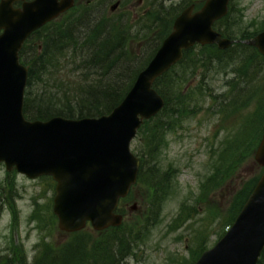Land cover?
<instances>
[{"label": "rangeland", "instance_id": "374dc122", "mask_svg": "<svg viewBox=\"0 0 264 264\" xmlns=\"http://www.w3.org/2000/svg\"><path fill=\"white\" fill-rule=\"evenodd\" d=\"M115 1L76 3L79 8L90 5L96 18L106 15L129 22L134 31H143L156 17L170 19L168 12L177 14L186 3L198 9L205 0H123L110 9ZM228 5L231 11L227 22H231L235 34L264 29V0H229ZM149 42L154 45L156 40L151 38ZM197 47L198 44L193 47L194 53ZM144 52V48H138L135 54L139 57ZM234 64L229 62L223 67L217 61L202 66L197 63L192 73L185 69V63L173 68L171 74L176 79L187 76L177 82L175 90L189 92L203 78L204 91L200 95L190 93L194 112L172 117L174 124L160 134L149 157L160 172H166L167 189L154 199L150 186L140 181L131 188L127 204H122L126 213L124 228L132 234L133 242L126 254L111 255L118 259L117 264H192L195 252L200 247H211L227 229L225 218L235 194L246 181L260 177L263 167L255 161L249 147L238 148L227 157L228 145L235 143L243 130L252 131V120L264 112V76L241 79ZM73 67L72 61L66 64L59 74L62 81L77 79L78 72L72 71ZM142 136L145 143V135ZM137 145L135 138L131 149L138 153ZM223 160L229 165L234 160L235 168L222 169L227 171L223 182L215 188L216 181L205 189L202 184ZM146 165L145 162L144 169ZM54 186L50 176L29 178L14 169L7 171L0 163V264H63L53 258L63 253L65 246L68 253L79 252L103 239L104 231H96L89 224L79 232L58 229L51 208ZM135 202L136 208L129 210ZM92 256H84L85 264L94 262ZM71 257L79 264V258ZM95 258L97 262L93 264H108L103 262L104 257ZM73 259L65 264H74Z\"/></svg>", "mask_w": 264, "mask_h": 264}, {"label": "water", "instance_id": "95a60500", "mask_svg": "<svg viewBox=\"0 0 264 264\" xmlns=\"http://www.w3.org/2000/svg\"><path fill=\"white\" fill-rule=\"evenodd\" d=\"M16 1L21 5L15 7ZM73 4L74 0H0V162L6 170L15 168L29 178L51 175L56 181L52 211L58 228L66 232L82 229L87 221L95 230L122 223L123 215L115 210L139 170L130 143L143 120L163 107L153 82L181 60L183 50L194 44L225 49L241 41L264 55V29L236 40L213 27L227 13L229 0H205L197 10L190 4L174 18L172 30L109 113L27 119V68L19 60V50L34 30ZM254 159L264 166V132ZM135 208L136 202L130 210ZM263 247L264 170L226 232L193 264H257Z\"/></svg>", "mask_w": 264, "mask_h": 264}, {"label": "trees", "instance_id": "16d2710c", "mask_svg": "<svg viewBox=\"0 0 264 264\" xmlns=\"http://www.w3.org/2000/svg\"><path fill=\"white\" fill-rule=\"evenodd\" d=\"M230 11L229 5L228 12L214 22L215 29L222 36L243 40L256 34V32L250 33L247 30L235 34L231 28V22H227L230 18ZM179 13L180 11L177 14L173 11L168 12L170 19L156 17V21L145 25L143 31H134L133 26L127 21L123 23L120 19L112 20L106 15L96 18L97 15L93 9H90V5H83L79 8L76 4L66 13L36 29L19 51L20 61L28 70L23 102L25 117L45 120L57 115L79 118L109 113L120 103L138 72L145 67L163 38L171 31L173 20ZM158 27H161L160 30L155 32ZM151 38L156 40L154 45L149 42ZM195 45L183 50L181 60L156 78L153 86L164 98V105L155 116L145 120L137 132L136 141L139 152L135 151V154L140 159L137 183L146 182L151 188V193L154 192V199L159 198L164 189H167L168 181L164 178L166 172H160L152 161L149 162V157L156 149L160 134L174 124L171 118L194 112V106L190 104V93L200 95L204 91L205 80L203 78L197 87L192 86L189 92L183 93L175 90L177 82L186 79L187 76L176 79L171 74L173 68L177 64L185 63V69H189L192 73L197 63L202 66L211 65L212 62L217 61V64L225 67L229 62H235L234 71L242 76L241 79L257 78L260 74L264 76V55L252 45L235 41L227 48L219 49L215 44H198V51L194 53ZM138 48L145 50L144 54L139 57L135 54ZM245 53L247 56L244 55ZM70 61L74 63L72 71L78 72L77 79L73 82H64L59 74ZM262 104L264 106L263 100ZM261 113L260 117L251 122L252 131L243 130L235 143L228 145L227 157L238 148L245 146L249 147L252 154L255 152L264 132V112ZM142 135H145V143L142 141L144 139ZM145 162L147 165L144 169ZM228 165L229 163L223 160L214 167L212 175L206 183L202 184L205 189H209L216 181L218 183L215 188L223 182L226 172L235 168L236 164L232 160ZM225 167L227 171L222 172ZM257 178L258 176L246 181L235 194L229 209L230 213L225 218L227 226L235 219L258 180ZM157 211L158 209L154 213L156 214ZM121 212L124 213V209ZM124 222L123 220L119 226H111L102 230L104 231L103 239L88 246V250L68 253L65 246L63 253H58L59 259L57 255L53 260H59L65 264L69 259H73L71 256H74L79 258V264H85L84 256L91 253L94 262H97L95 256L98 255L100 259L104 257L103 262L117 264L118 259L115 260V257L111 255L126 254L133 242V239L130 240L132 234L124 228ZM203 250L205 248L200 247L195 252L192 263ZM263 261L264 248L257 264H263ZM74 264H77L76 261Z\"/></svg>", "mask_w": 264, "mask_h": 264}, {"label": "flooded vegetation", "instance_id": "af4514ba", "mask_svg": "<svg viewBox=\"0 0 264 264\" xmlns=\"http://www.w3.org/2000/svg\"><path fill=\"white\" fill-rule=\"evenodd\" d=\"M122 0H119V2L121 3ZM127 204V203H126Z\"/></svg>", "mask_w": 264, "mask_h": 264}]
</instances>
